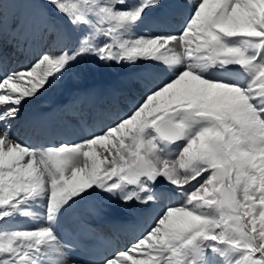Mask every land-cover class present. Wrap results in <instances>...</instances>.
<instances>
[{
  "label": "snow or ice",
  "instance_id": "snow-or-ice-1",
  "mask_svg": "<svg viewBox=\"0 0 264 264\" xmlns=\"http://www.w3.org/2000/svg\"><path fill=\"white\" fill-rule=\"evenodd\" d=\"M16 2L0 0V264H264V0H25L49 43L10 69ZM88 62L139 91L61 130L74 138L22 141L26 105ZM106 201L141 210L123 245L65 228Z\"/></svg>",
  "mask_w": 264,
  "mask_h": 264
},
{
  "label": "bare ground",
  "instance_id": "bare-ground-1",
  "mask_svg": "<svg viewBox=\"0 0 264 264\" xmlns=\"http://www.w3.org/2000/svg\"><path fill=\"white\" fill-rule=\"evenodd\" d=\"M33 12L34 10L25 0H17L9 8L11 17L19 14L25 26L11 25L12 32L22 31L25 36H11L8 31L4 33L2 52L6 68L14 69L28 65L35 54L49 43L47 36L42 38L40 34V36L37 35L38 32L32 33L27 26L26 21L31 19ZM30 33L36 36H30ZM129 71L131 70L114 65L104 67L99 81L91 82L84 79L77 69L70 70L61 81L44 92L38 101L26 105L25 117L17 129L20 139L25 142L29 136H32L33 140L42 137L55 141L74 138L62 136L61 130L69 126L75 128L78 122L83 121L92 124L98 114L112 102L113 93L122 98L123 102L120 106L124 107L139 91L135 84L127 79L126 74ZM85 91H93L96 95L85 98L82 95ZM77 96H80V100L73 104ZM81 105L84 106L83 111H80ZM45 124L47 132L44 131ZM100 206L99 203L93 202L80 203L70 211L63 222L64 226L73 223V220L79 221L83 215H89L96 221H100L105 231L118 239L121 245L139 231L140 223L135 221L140 217L141 210L137 207H124L112 201H106L103 204L105 214L98 216L97 210ZM82 210H84L83 213ZM73 215L75 217L71 219Z\"/></svg>",
  "mask_w": 264,
  "mask_h": 264
},
{
  "label": "rangeland",
  "instance_id": "rangeland-1",
  "mask_svg": "<svg viewBox=\"0 0 264 264\" xmlns=\"http://www.w3.org/2000/svg\"><path fill=\"white\" fill-rule=\"evenodd\" d=\"M21 19L22 17L20 18L19 14H15L13 15V17H11V13H9V9H8L6 13V23H5L4 33H7L8 31V33L11 34V36H25L22 31L19 33V32H12L11 30V25H14V24L20 27H25L23 19L22 20ZM32 33H30V36H36V35H33ZM37 35L40 36L39 33H37ZM104 67L105 66L99 65L95 62H88V64L81 63L80 65L75 67V69H77L78 72L81 73L84 79L93 82V81H99V78L101 77Z\"/></svg>",
  "mask_w": 264,
  "mask_h": 264
}]
</instances>
